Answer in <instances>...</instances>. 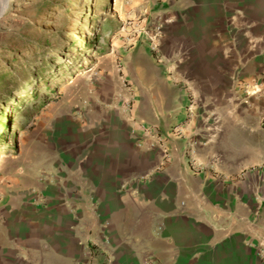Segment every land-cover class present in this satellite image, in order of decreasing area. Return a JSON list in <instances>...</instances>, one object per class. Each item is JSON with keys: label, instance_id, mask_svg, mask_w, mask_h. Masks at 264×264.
Wrapping results in <instances>:
<instances>
[{"label": "crops", "instance_id": "1", "mask_svg": "<svg viewBox=\"0 0 264 264\" xmlns=\"http://www.w3.org/2000/svg\"><path fill=\"white\" fill-rule=\"evenodd\" d=\"M125 3L119 66L0 177V264H264V0Z\"/></svg>", "mask_w": 264, "mask_h": 264}, {"label": "rangeland", "instance_id": "2", "mask_svg": "<svg viewBox=\"0 0 264 264\" xmlns=\"http://www.w3.org/2000/svg\"><path fill=\"white\" fill-rule=\"evenodd\" d=\"M9 4L8 10L0 14L3 15L0 18V69H12L10 63L15 60L21 65L25 63L26 73L21 76L26 84L32 80L37 66L47 65L52 69L45 79L49 86L43 87L44 82L36 81L30 87L36 94L40 93L38 99L41 100L31 99L22 104L32 110L31 116H15L16 104L10 102L7 106L10 130L6 144L0 149V177L26 155L28 139L41 117L52 115L54 110H65L77 100L82 102L93 80L119 66L120 29L132 27L135 22L130 18L132 12L126 10L125 0H10ZM150 27V22L143 26L151 31ZM156 27L161 30L157 38L160 45L162 27ZM142 39V43H150L148 37ZM62 64L69 67L67 74L57 69ZM80 72L89 73L71 84ZM47 95L52 100L49 104L44 102ZM36 102L39 104L33 108ZM125 106L129 112L137 110L133 101ZM134 115H130L131 119L141 124V119Z\"/></svg>", "mask_w": 264, "mask_h": 264}, {"label": "trees", "instance_id": "3", "mask_svg": "<svg viewBox=\"0 0 264 264\" xmlns=\"http://www.w3.org/2000/svg\"><path fill=\"white\" fill-rule=\"evenodd\" d=\"M72 61L74 62V58H72ZM10 65L13 66L10 70H3V68L0 69V149H2L3 143L4 145L6 144L5 138L10 130L6 115L8 104L10 102L16 104L17 107L14 109V112H16L15 116L27 117L28 115H30L32 113V110H27L25 105H22L23 102L28 103L31 99L35 101L41 100L38 99L40 93L36 94L35 90L32 91L30 87L36 81L44 82L42 83L44 84L43 87L49 86L46 83L45 79L47 78V74H49L52 69V67L49 68L47 67V65L37 66L34 69L36 71L32 72V80L28 84H26L24 77L21 76L22 73H26V64L24 63L23 65H21L19 60H15L13 63H10ZM57 69H60L62 73L67 74V70L69 69V67L66 66V64H62L58 66ZM19 77H22V79H19ZM45 101L47 102L46 104L52 102L49 95H47V97H44V102ZM38 104L39 102H36L33 108L38 106ZM4 132H6V135H4Z\"/></svg>", "mask_w": 264, "mask_h": 264}, {"label": "built area", "instance_id": "4", "mask_svg": "<svg viewBox=\"0 0 264 264\" xmlns=\"http://www.w3.org/2000/svg\"><path fill=\"white\" fill-rule=\"evenodd\" d=\"M143 31H145L144 32V34H145V36L146 37H148L149 38V41H150V44H151V47H152V51L153 52H155V51H157L158 50V46H159V44H158V42H157V38H158V36H159V34H160V27H156V30H155V32L152 34V33H150V31L149 30H147V29H145L144 28V30ZM141 126H143V128H146V124H144V123H141ZM178 128L179 127H177V129L176 130H178ZM179 132H181V131H179ZM156 133L158 134V143L161 145V147H162V157H163V159H164V161L166 162H169L171 159H172V154H171V151H170V149H169V147L167 146V140L166 139H164L163 137H162V135L160 136V134L158 133V131H156ZM198 143L193 139H190V141L188 142V148H189V150L190 151H192L193 150V148L197 145ZM144 264H155L151 259H147V261H145L144 262Z\"/></svg>", "mask_w": 264, "mask_h": 264}, {"label": "bare ground", "instance_id": "5", "mask_svg": "<svg viewBox=\"0 0 264 264\" xmlns=\"http://www.w3.org/2000/svg\"><path fill=\"white\" fill-rule=\"evenodd\" d=\"M115 1L117 2L118 0H115ZM9 3H10V0H0V14L5 13L8 10L9 5H10ZM83 72H80L81 74L76 78V80L71 82V84H73L75 81H77L78 78H81L84 75H87L89 73V72H87V74H85L86 72L85 73H83Z\"/></svg>", "mask_w": 264, "mask_h": 264}, {"label": "water", "instance_id": "6", "mask_svg": "<svg viewBox=\"0 0 264 264\" xmlns=\"http://www.w3.org/2000/svg\"><path fill=\"white\" fill-rule=\"evenodd\" d=\"M3 15H0V18L2 17Z\"/></svg>", "mask_w": 264, "mask_h": 264}]
</instances>
